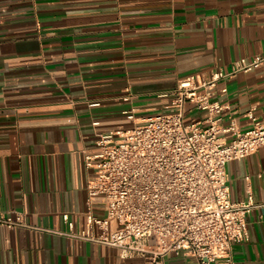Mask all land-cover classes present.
Returning a JSON list of instances; mask_svg holds the SVG:
<instances>
[{"label":"crops","instance_id":"crops-1","mask_svg":"<svg viewBox=\"0 0 264 264\" xmlns=\"http://www.w3.org/2000/svg\"><path fill=\"white\" fill-rule=\"evenodd\" d=\"M263 53L264 0H0V214L21 212L27 223L0 225V264H149L74 236L89 212L105 215L89 202L85 157L100 152V135L172 111L181 80ZM211 93L223 126L250 130V112L264 123V64ZM208 116L189 103L185 122L209 126ZM226 173L231 200L257 205L234 260L264 264V146ZM118 230L110 221L109 234Z\"/></svg>","mask_w":264,"mask_h":264},{"label":"built area","instance_id":"built-area-1","mask_svg":"<svg viewBox=\"0 0 264 264\" xmlns=\"http://www.w3.org/2000/svg\"><path fill=\"white\" fill-rule=\"evenodd\" d=\"M263 64L264 53L237 61L229 72H213L209 79H183L174 91L172 111L100 135V152L87 155L85 166L89 202L99 200L105 215L89 212L85 231L74 236L116 247L122 258L146 257L149 264H166L170 254L190 256L192 264H236L234 246L249 241L247 216L257 205L252 198L231 200L226 166L264 146V123L250 112V130L242 132L233 120L223 126L215 118L223 107L210 98L221 80ZM200 89L206 92L199 94ZM189 103L208 111L209 126L185 122ZM126 114L134 120L133 110ZM112 220L119 230L110 235ZM0 225L26 227L25 214H0Z\"/></svg>","mask_w":264,"mask_h":264}]
</instances>
